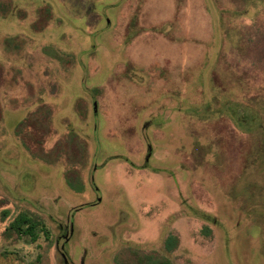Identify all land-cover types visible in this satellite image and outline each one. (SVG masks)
<instances>
[{
  "label": "rangeland",
  "instance_id": "1",
  "mask_svg": "<svg viewBox=\"0 0 264 264\" xmlns=\"http://www.w3.org/2000/svg\"><path fill=\"white\" fill-rule=\"evenodd\" d=\"M149 254L264 264V0H0V264Z\"/></svg>",
  "mask_w": 264,
  "mask_h": 264
},
{
  "label": "trees",
  "instance_id": "2",
  "mask_svg": "<svg viewBox=\"0 0 264 264\" xmlns=\"http://www.w3.org/2000/svg\"><path fill=\"white\" fill-rule=\"evenodd\" d=\"M255 114H253V117ZM248 112H245V121L248 123L249 128H253L251 120L253 118ZM256 120V119H255ZM83 149V146H82ZM40 158L47 162H54L49 155H42ZM73 163L74 161L71 160ZM84 163V161H82ZM65 181L70 188H73L77 191H81L84 188V183L80 178L79 171L75 169H67L64 173ZM4 213L7 214V210H4ZM7 231L16 233L18 236H24L30 239L31 241H37L40 233H44L47 237L50 235L49 227L47 226L46 221L43 216L36 212H31L28 210L20 211L14 219L9 223ZM179 244V239L177 236L170 234L165 239V248L168 251H173ZM140 264H172V262L163 255L158 254H149L142 256L140 258Z\"/></svg>",
  "mask_w": 264,
  "mask_h": 264
}]
</instances>
